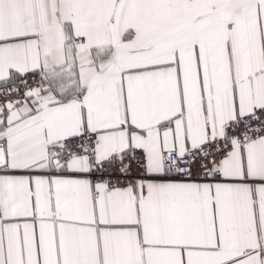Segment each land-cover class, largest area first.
Listing matches in <instances>:
<instances>
[{
    "label": "snow or ice",
    "instance_id": "1",
    "mask_svg": "<svg viewBox=\"0 0 264 264\" xmlns=\"http://www.w3.org/2000/svg\"><path fill=\"white\" fill-rule=\"evenodd\" d=\"M0 264H264V0H0Z\"/></svg>",
    "mask_w": 264,
    "mask_h": 264
}]
</instances>
